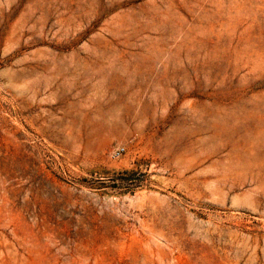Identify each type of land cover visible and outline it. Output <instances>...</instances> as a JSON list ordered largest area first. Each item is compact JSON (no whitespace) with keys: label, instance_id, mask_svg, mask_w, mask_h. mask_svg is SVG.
I'll list each match as a JSON object with an SVG mask.
<instances>
[{"label":"rangeland","instance_id":"1","mask_svg":"<svg viewBox=\"0 0 264 264\" xmlns=\"http://www.w3.org/2000/svg\"><path fill=\"white\" fill-rule=\"evenodd\" d=\"M0 264H264V0H0Z\"/></svg>","mask_w":264,"mask_h":264},{"label":"built area","instance_id":"2","mask_svg":"<svg viewBox=\"0 0 264 264\" xmlns=\"http://www.w3.org/2000/svg\"><path fill=\"white\" fill-rule=\"evenodd\" d=\"M115 153H116V154H119V153H120V150H119V149H116V150H115Z\"/></svg>","mask_w":264,"mask_h":264}]
</instances>
